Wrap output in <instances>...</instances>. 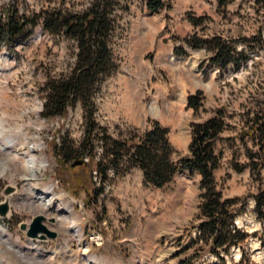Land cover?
I'll return each mask as SVG.
<instances>
[{"label":"rangeland","instance_id":"obj_1","mask_svg":"<svg viewBox=\"0 0 264 264\" xmlns=\"http://www.w3.org/2000/svg\"><path fill=\"white\" fill-rule=\"evenodd\" d=\"M167 1L172 7L156 13L134 0L131 10L118 17L112 51L120 67L96 96L97 121L121 139L159 122L170 130L173 158L179 161L190 154L192 125L224 109L227 128L215 141L221 164L214 173L225 197L237 196L239 206L246 204L236 223L248 238L225 253V260L210 252L201 256L193 247L185 251L198 236V172L184 169L162 189L147 185L139 167L118 176L110 169L113 179L105 184L93 171L97 187H104L99 196L77 184L82 167L73 161L81 157L60 162L53 143L60 146L65 139L74 148L80 143L86 129L82 108L71 107L60 118L43 117L41 95L48 77H58L73 65L76 44L51 35L39 23L28 28L25 40L0 44V140L7 147L9 141L14 144L13 153L0 145V203L8 184L18 187L12 215L0 219L5 229L0 230V264H264V223L255 212L252 194L258 187L249 165V153L261 146L254 119L264 116V0H229L225 7L218 0ZM87 2L0 0V14L10 3L33 16L56 7L81 11ZM194 17L204 21L194 24ZM214 36L235 47L240 66L214 64L212 51L193 47L199 38ZM180 48L186 53L179 55ZM198 91L202 105L195 111L188 96ZM155 103L162 116L154 113ZM95 144L99 155L102 149ZM34 157L39 167L35 176L25 174L27 180L22 164ZM241 166L245 168L239 170ZM49 190L58 201L51 208H35L37 197ZM58 203L73 209L66 216L74 218L79 234L67 232ZM39 214L47 217L43 223L56 236L44 241L27 236L21 223H31Z\"/></svg>","mask_w":264,"mask_h":264},{"label":"trees","instance_id":"obj_2","mask_svg":"<svg viewBox=\"0 0 264 264\" xmlns=\"http://www.w3.org/2000/svg\"><path fill=\"white\" fill-rule=\"evenodd\" d=\"M133 1L88 0L87 6L81 11L56 7L43 9L33 16L21 14L16 5L10 3L2 8L0 14V44L25 40L28 37V28L36 27L39 23L51 35L65 36L74 41L77 50L73 65L68 72L58 77H48L41 89L45 102L43 117H64L71 107L80 105L85 118V134L75 148L69 143L68 146L65 139L60 146L59 143H53L59 161L66 163L81 157L77 160L83 164L77 166L82 169L75 176V181L98 196L103 193L104 187H97L92 177L93 171H96V176L105 184L113 179L110 169L113 170V176H118L130 167H139L147 185L162 189L169 186L177 173L184 169L190 173H201L196 215L198 236L191 240L185 251L193 247L201 256L204 252H210L225 260L224 254L230 253L234 246H242L249 236L236 223V217L246 210V204L241 202L240 207V197H225L222 189L218 187L214 173L221 164L215 141L227 128L226 111L217 109L213 117L192 125L190 154L179 161L173 158L175 150L169 140L170 130L159 122H154L144 133L130 134L121 139L114 137L97 121L96 96L101 92L105 80L120 67L112 51L119 25L118 17L131 10ZM142 1L147 10L156 13L172 7L167 0ZM228 1L218 0V3L225 7ZM192 21L200 24L204 20L203 17H194ZM195 46H203L207 51H212L214 64L222 67H227L231 62L240 64L235 57L237 50L222 37L214 36L208 40L199 38L193 44ZM176 52L179 55L186 53L183 48ZM188 97V106L198 111L202 105L201 92ZM254 124L257 126L261 146L259 152L249 153L250 169L258 187V191L252 196L256 202V215L264 223V116L255 118ZM96 142L102 149L99 155L95 153ZM85 156L88 161L84 160ZM77 160L73 162L76 163ZM244 168L245 166H241L239 170ZM261 244L264 248V236Z\"/></svg>","mask_w":264,"mask_h":264},{"label":"bare ground","instance_id":"obj_3","mask_svg":"<svg viewBox=\"0 0 264 264\" xmlns=\"http://www.w3.org/2000/svg\"><path fill=\"white\" fill-rule=\"evenodd\" d=\"M5 94V93H4ZM9 96V95H8ZM153 110H154V113H157V114H159V115H163V113H162V111H161V109H160V106H159V104L158 103H155L154 105H153ZM1 137V136H0ZM13 141H9V144L11 145V146H5L4 145V142H2V140H0V145H1V147L5 150V151H8L9 153H13L14 152V149H13V147H14V144L12 143ZM13 156H14V154H12ZM36 155H38V154H35V156ZM17 157L18 156H16L15 158H12V161H17L16 159H17ZM23 165V173H24V175L25 174H29V176H35L36 174V172H37V170H38V165L35 163V157L34 158H31L30 160H28L25 164H22ZM45 166V164L42 166V167H44ZM15 167H17V164H16V166ZM26 177V179L27 180H29V177H28V175L26 176H24V178ZM27 182V181H26ZM51 187H54V186H51ZM42 195H40V197H37V200L39 201V203H35L34 204V207L35 208H38V209H40L41 208V206L43 205V206H46L47 208L49 207V208H51L52 207V205L53 204H55L57 201H58V198L56 197V194L53 192V190H49V191H47V192H42L41 193ZM58 196V195H57ZM6 198V197H5ZM36 200V201H37ZM12 202V201H11ZM33 202V201H32ZM58 211H57V213H58V216L60 217V219H63V222H65V224H67V232H72L73 234H79L80 233V231H81V229H80V227H78V226H75V221H73V219L71 218V217H68V216H66V214H72V213H74L73 212V209L72 208H69V207H67L64 203L63 204H61V203H58ZM65 212V214H61L60 212ZM46 217V216H45ZM47 218V217H46ZM45 220H47V219H45ZM44 220V221H45ZM71 220V221H70ZM29 224V223H28ZM44 224V223H43ZM78 224V223H77ZM46 225V224H45ZM47 226V225H46ZM2 227L3 226H1L0 225V230H2V231H4L3 229H2ZM48 228V227H47ZM48 230H50V229H48ZM50 231H52V230H50ZM54 232V231H53ZM91 260V259H90Z\"/></svg>","mask_w":264,"mask_h":264},{"label":"water","instance_id":"obj_4","mask_svg":"<svg viewBox=\"0 0 264 264\" xmlns=\"http://www.w3.org/2000/svg\"><path fill=\"white\" fill-rule=\"evenodd\" d=\"M83 163L82 161H77L73 164L76 166L77 164ZM18 187L14 184H8L3 190L1 195H5V200L0 203V219L9 218L12 215L13 210H11V201L15 196ZM47 219L43 214H39L33 218L31 223L23 222L21 223V227L24 231H26L27 236L30 239H38L41 241L49 239L50 236H56V233L48 230L47 226L43 224V221ZM51 221H54V218H50Z\"/></svg>","mask_w":264,"mask_h":264},{"label":"built area","instance_id":"obj_5","mask_svg":"<svg viewBox=\"0 0 264 264\" xmlns=\"http://www.w3.org/2000/svg\"><path fill=\"white\" fill-rule=\"evenodd\" d=\"M85 160H88V158H85Z\"/></svg>","mask_w":264,"mask_h":264}]
</instances>
